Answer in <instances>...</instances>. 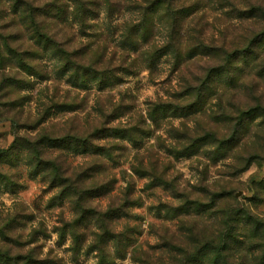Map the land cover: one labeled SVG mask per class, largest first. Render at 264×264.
<instances>
[{
    "label": "rangeland",
    "instance_id": "1",
    "mask_svg": "<svg viewBox=\"0 0 264 264\" xmlns=\"http://www.w3.org/2000/svg\"><path fill=\"white\" fill-rule=\"evenodd\" d=\"M7 1L0 0V35L13 32L17 26L12 17L20 16ZM188 3L197 10L193 35L201 33L207 45H219L236 40L254 25V19L240 18L237 10L263 6L264 0ZM112 14L104 7L89 17L86 28L76 23L68 35L76 39L73 47L89 39L94 42L86 52L87 61L99 58L100 41L109 44L100 68L110 57L114 65H130L128 60L137 56L143 60L118 75L113 86H100L94 77L82 85L71 77L73 70H62V58L51 49L35 62L36 74L19 68L15 57L0 68L1 250L9 258H21L20 264H98L96 246H103L108 264H144L139 259L142 252L165 248L164 237L188 248H202L204 241L222 246L231 242L227 235L233 225L238 227L234 236L242 240L233 248L245 249L232 263L264 264V125L258 126L264 121L258 119L250 136L230 149L196 144L203 130L211 128L219 138L226 132L225 125L210 121L215 99L206 115L168 111L154 118L151 105L180 92L174 60L167 54L150 68L146 57L137 53L121 61L122 24L137 21L139 15L121 7H114ZM157 25L155 42L162 45L168 27L164 20ZM0 47L4 54L5 46ZM182 72L189 75L185 66ZM221 84L217 92H228L227 97L238 102L250 100L246 88ZM115 127L129 132L116 137L104 131ZM99 129L103 133L96 135ZM81 138L91 145L85 146ZM254 154L261 158L248 164ZM203 187L223 198L212 203L202 195ZM187 193L198 200L206 198L212 206L206 212L194 210L196 238L189 240L174 212L183 201L178 194ZM71 228L85 240L78 256L72 251Z\"/></svg>",
    "mask_w": 264,
    "mask_h": 264
},
{
    "label": "trees",
    "instance_id": "2",
    "mask_svg": "<svg viewBox=\"0 0 264 264\" xmlns=\"http://www.w3.org/2000/svg\"><path fill=\"white\" fill-rule=\"evenodd\" d=\"M7 2L13 3L14 14L19 13L20 16L18 20L12 17L14 19L12 21L17 26L13 30L14 33L7 28L9 32L0 35V46L2 43L6 48L3 54L0 47V68L10 62V57H15L19 68L30 75L36 74L38 68L35 62L41 59L43 51L51 49L62 58V70H73L71 77L80 81L82 85H87L89 78L94 77L98 79L100 86H107L109 83L113 86L119 80L118 75L130 72L131 68L136 67L138 62L143 60L139 61L140 57L137 56L133 60H128L130 65L125 63L114 65L110 57L108 63L100 68L98 64H103L104 58H107L109 44L100 41L98 43L99 58L93 62L87 61L86 52L94 42L89 39L86 43L78 42L79 46L73 47L72 43L76 42V39L68 35V28L74 29L76 23L81 29L86 28L89 17L98 15L104 7H107L111 17L114 7L135 9L139 15L137 21L122 24L125 31L121 36L123 43L121 49L124 53L121 61L139 53L140 56L146 57L151 68L157 59L171 54L174 60L173 73L178 72L181 78L180 92L173 94L172 99L158 100L151 105L155 114L152 115L154 118L159 113L166 114L168 111L176 115L188 113L206 115L208 114L206 107L215 99L216 104L212 106L210 121L216 125H225L226 132L219 138L215 130L211 128L207 131L203 130V134L197 137L196 144H219L230 149L236 148L235 146L246 136H250L258 119L261 118L264 121V24H262L264 23V5L262 4L250 6L247 11L237 10L240 18L255 20L252 27L245 29L246 33L238 34L236 40L227 43L207 45L201 38V33L193 35L195 30L192 28V17L197 10L188 3V0H124L118 3L114 0H8ZM158 20H164L168 27L167 41L162 45L155 42ZM204 59L208 61L202 63ZM184 66L191 76L182 72ZM247 70L250 73L247 74ZM252 72H255L254 76L257 80L251 76ZM246 78H250L253 83H248ZM221 83H228V88L233 86H235L234 89L246 88V92L250 94V100L238 102L233 96L228 98L226 95L228 92H217V87L221 86ZM263 125L262 121L258 124L259 127ZM104 131L116 137H124L129 132L119 127ZM96 133L101 135L103 130L99 129ZM81 139L84 140L85 146L91 145L88 139ZM256 155L258 154L249 156L247 163L261 158ZM110 190L111 188H108L107 192ZM200 191L202 195H208L212 203L223 198L220 192L213 195L204 187ZM178 197L183 201L176 207L175 215L181 223L180 226L183 225L188 232L186 238L195 239L194 210L200 209L206 212L212 206L205 202L206 198L198 200L193 198L191 193L178 194ZM125 205L126 203L123 206ZM233 213L237 215L235 210ZM113 217L115 218V215ZM249 218L246 220H251ZM253 224L259 226L256 220H253ZM107 227L108 225H104L102 228L107 229ZM78 231L71 228L72 251L77 256L83 250V243H85V240L81 238L83 234H79ZM237 231L238 227L234 228L231 225L227 235V238L231 239L230 243L222 242V246L221 244L215 246L204 241L200 244L202 248H188L186 245L175 243L173 239L167 240L164 237L162 246L165 248H153V251L142 252L139 259H142L144 264H233L232 262L236 259L235 254L238 255L239 251L245 249L233 248L235 244H242L238 235L234 236ZM6 240L12 242L11 238ZM96 247H99L98 264H108L109 260L103 246ZM1 248L0 227V264L1 262L22 263L21 258H9Z\"/></svg>",
    "mask_w": 264,
    "mask_h": 264
}]
</instances>
